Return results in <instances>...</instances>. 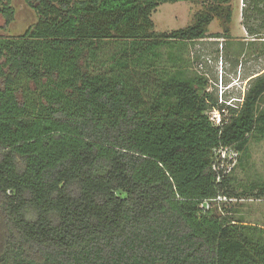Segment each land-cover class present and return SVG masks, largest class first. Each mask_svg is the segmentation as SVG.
I'll list each match as a JSON object with an SVG mask.
<instances>
[{"label": "trees", "instance_id": "trees-1", "mask_svg": "<svg viewBox=\"0 0 264 264\" xmlns=\"http://www.w3.org/2000/svg\"><path fill=\"white\" fill-rule=\"evenodd\" d=\"M180 1L198 0H26L38 21L0 35V264H264V224L235 215L264 180L232 176L264 139V72L219 103L181 50L215 20L228 35L232 0L156 31ZM0 13L14 20L12 0ZM221 146L239 152L227 173ZM220 195L237 201L200 207Z\"/></svg>", "mask_w": 264, "mask_h": 264}, {"label": "rangeland", "instance_id": "rangeland-1", "mask_svg": "<svg viewBox=\"0 0 264 264\" xmlns=\"http://www.w3.org/2000/svg\"><path fill=\"white\" fill-rule=\"evenodd\" d=\"M252 1L232 0L233 22L228 35H223V28L215 20L209 27V37L186 42L184 50H181L187 74L207 78V90L213 93L219 103L231 97H242L254 77L264 72V5L259 6L260 10H255ZM209 2L198 0L161 4L152 15L155 30L169 32L190 25L198 12L206 10ZM12 6L15 16L9 25L5 26V18L0 13V35H22L38 21L36 12L26 0H12ZM217 33L220 35L216 36ZM113 47L111 45V54ZM179 47H163V61L167 62L171 52H177L181 49ZM234 77L236 80L230 84ZM229 86L231 89L226 90ZM261 107H264V100ZM248 150L249 156L244 159L242 166H237L232 175L239 191L243 190L241 185L253 180H264V139L252 138ZM235 208L236 217H243L248 224H264V199L240 200Z\"/></svg>", "mask_w": 264, "mask_h": 264}, {"label": "built area", "instance_id": "built-area-1", "mask_svg": "<svg viewBox=\"0 0 264 264\" xmlns=\"http://www.w3.org/2000/svg\"><path fill=\"white\" fill-rule=\"evenodd\" d=\"M223 101L226 102L225 100ZM227 104H233V102L229 100L227 101ZM209 115H210V119L213 121L215 125L222 124V113L218 109H214L210 111ZM214 155L217 163L215 164L214 169L218 170V168L220 169L227 166V170L225 171L227 173L232 171V168L237 163L239 152L233 147L221 146L214 149ZM220 162H221V167L220 165L218 167L217 165ZM236 201L237 199L235 198H229L227 196L220 195L217 198L204 201L203 203L200 204V207L204 210H208L213 207H221V205L224 204V202H236Z\"/></svg>", "mask_w": 264, "mask_h": 264}, {"label": "clouds", "instance_id": "clouds-1", "mask_svg": "<svg viewBox=\"0 0 264 264\" xmlns=\"http://www.w3.org/2000/svg\"><path fill=\"white\" fill-rule=\"evenodd\" d=\"M236 80V77H234L233 79H232V81L230 82V84L231 83H233L234 81ZM238 82V81H237ZM231 89V86H229V87H226V90H230ZM245 90H246V88H245ZM245 90H244V93H245ZM244 93H243V95H244ZM243 97V96H242ZM241 97V98H242ZM229 100H231L232 102H236V100H238V98H235V97H231V98H228L227 100H225V101H229ZM224 102V101H223Z\"/></svg>", "mask_w": 264, "mask_h": 264}, {"label": "crops", "instance_id": "crops-1", "mask_svg": "<svg viewBox=\"0 0 264 264\" xmlns=\"http://www.w3.org/2000/svg\"><path fill=\"white\" fill-rule=\"evenodd\" d=\"M246 80V79H245ZM247 80H249L248 78H247Z\"/></svg>", "mask_w": 264, "mask_h": 264}]
</instances>
